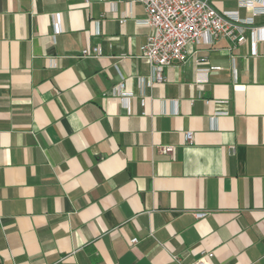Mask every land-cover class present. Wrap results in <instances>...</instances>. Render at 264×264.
Here are the masks:
<instances>
[{
	"label": "crops",
	"instance_id": "crops-1",
	"mask_svg": "<svg viewBox=\"0 0 264 264\" xmlns=\"http://www.w3.org/2000/svg\"><path fill=\"white\" fill-rule=\"evenodd\" d=\"M214 6L251 16L238 0ZM144 17L123 0H0V264H176L201 251L264 264V31L256 55L249 41L187 45L142 108ZM94 46L101 57H80ZM120 77L127 109L109 94Z\"/></svg>",
	"mask_w": 264,
	"mask_h": 264
},
{
	"label": "built area",
	"instance_id": "built-area-1",
	"mask_svg": "<svg viewBox=\"0 0 264 264\" xmlns=\"http://www.w3.org/2000/svg\"><path fill=\"white\" fill-rule=\"evenodd\" d=\"M241 7L251 10L250 18L241 20L236 11H218L215 0H123L128 7L132 4H140L143 7L145 17L137 23L146 26L150 32L145 44L140 48L139 57L148 63L149 73L147 77L138 79L137 99L142 108L146 103V91L154 85L165 81L164 70L185 60L187 45H211L219 38H225L232 44L250 43V54L256 55V47L260 42L259 32L264 31V26H255L254 18L264 14V0H238ZM127 15L119 19L123 24ZM97 22H95V25ZM97 34V31L95 32ZM247 34V35H246ZM102 56L100 46L85 47L81 50V58H98ZM51 62V61H49ZM52 64L50 63V66ZM232 66L234 60L232 59ZM114 68L117 70L116 65ZM219 67H210L209 70H219ZM207 71H197L196 81L206 80ZM123 78L120 83L110 89L109 94L119 99L124 109H127L131 94L125 93ZM193 100H190L192 103ZM208 103V102H206ZM220 113L215 114V118ZM226 115V113H221ZM193 139L191 132L184 133V142L190 143ZM162 154L170 155L172 147H158ZM206 212H195V219H203ZM136 244L137 239L130 240ZM213 254L201 251L198 259L192 262H183L176 255L172 260L176 264H210Z\"/></svg>",
	"mask_w": 264,
	"mask_h": 264
}]
</instances>
